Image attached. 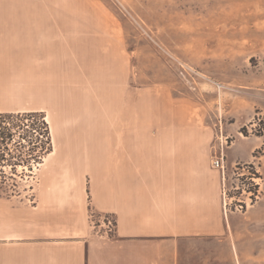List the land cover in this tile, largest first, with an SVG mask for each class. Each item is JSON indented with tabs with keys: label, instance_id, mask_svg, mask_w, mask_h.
<instances>
[{
	"label": "rangeland",
	"instance_id": "obj_1",
	"mask_svg": "<svg viewBox=\"0 0 264 264\" xmlns=\"http://www.w3.org/2000/svg\"><path fill=\"white\" fill-rule=\"evenodd\" d=\"M73 9V111L0 116V199L30 204L70 184L88 204L89 177L61 175L80 166L58 144L103 135L110 121L126 137L194 138L211 168L223 158L228 239L186 242L180 263L264 264V0H73ZM88 215L95 230L113 218Z\"/></svg>",
	"mask_w": 264,
	"mask_h": 264
},
{
	"label": "crops",
	"instance_id": "obj_2",
	"mask_svg": "<svg viewBox=\"0 0 264 264\" xmlns=\"http://www.w3.org/2000/svg\"><path fill=\"white\" fill-rule=\"evenodd\" d=\"M74 84L73 0H0V114L72 112ZM120 126L58 144L80 166L61 175L89 177L88 204L70 184L46 186L30 204L0 199V264H181L186 242L227 241L225 176L201 143L170 147ZM90 209L113 216L112 235L91 226Z\"/></svg>",
	"mask_w": 264,
	"mask_h": 264
},
{
	"label": "built area",
	"instance_id": "obj_3",
	"mask_svg": "<svg viewBox=\"0 0 264 264\" xmlns=\"http://www.w3.org/2000/svg\"><path fill=\"white\" fill-rule=\"evenodd\" d=\"M223 158H216L212 161L213 168L223 170ZM95 227V226H94ZM96 228H99L100 231L105 235H112L115 231V220L112 217H102L101 220L98 221V225Z\"/></svg>",
	"mask_w": 264,
	"mask_h": 264
},
{
	"label": "trees",
	"instance_id": "obj_4",
	"mask_svg": "<svg viewBox=\"0 0 264 264\" xmlns=\"http://www.w3.org/2000/svg\"><path fill=\"white\" fill-rule=\"evenodd\" d=\"M0 116H1V114H0ZM40 129L42 130H44V133L43 134H41V135H43L42 137H44V147H42V152H45L46 154H48L50 151H51V148H50V137H49V128H48V122L46 123L45 122V120H44V118H43V116H41L40 117ZM263 120H264V118H263ZM40 135V136H41ZM257 135H259V136H264V132L263 133H261V132H259Z\"/></svg>",
	"mask_w": 264,
	"mask_h": 264
},
{
	"label": "bare ground",
	"instance_id": "obj_5",
	"mask_svg": "<svg viewBox=\"0 0 264 264\" xmlns=\"http://www.w3.org/2000/svg\"><path fill=\"white\" fill-rule=\"evenodd\" d=\"M48 122V121H47Z\"/></svg>",
	"mask_w": 264,
	"mask_h": 264
}]
</instances>
